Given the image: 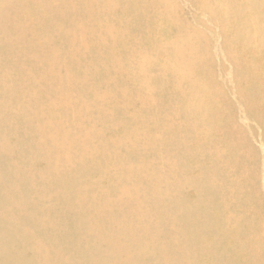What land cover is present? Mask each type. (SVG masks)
<instances>
[{
  "label": "bare ground",
  "instance_id": "bare-ground-1",
  "mask_svg": "<svg viewBox=\"0 0 264 264\" xmlns=\"http://www.w3.org/2000/svg\"><path fill=\"white\" fill-rule=\"evenodd\" d=\"M0 264H264V0H0Z\"/></svg>",
  "mask_w": 264,
  "mask_h": 264
},
{
  "label": "rangeland",
  "instance_id": "rangeland-1",
  "mask_svg": "<svg viewBox=\"0 0 264 264\" xmlns=\"http://www.w3.org/2000/svg\"><path fill=\"white\" fill-rule=\"evenodd\" d=\"M236 138L238 139V144L240 145V147H241V149H242V151H244V144H242V143H240V141H241V139L239 138V135H236ZM250 160V158L249 157H246L245 155H242V156H240V158H239V162L238 163H240V161L241 162H246V161H249ZM252 168L250 167V169H248V170H244L243 172H249L250 170H251Z\"/></svg>",
  "mask_w": 264,
  "mask_h": 264
}]
</instances>
